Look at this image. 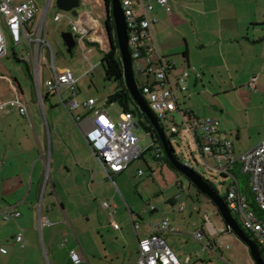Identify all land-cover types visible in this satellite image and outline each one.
Segmentation results:
<instances>
[{"label": "crops", "instance_id": "crops-1", "mask_svg": "<svg viewBox=\"0 0 264 264\" xmlns=\"http://www.w3.org/2000/svg\"><path fill=\"white\" fill-rule=\"evenodd\" d=\"M93 2L91 6L98 12L100 0ZM169 3L171 13L156 4L154 14L159 20L153 30L159 55L148 56L146 61L154 66L171 63L169 81L173 86L182 72L189 71L187 91L177 93L182 98L181 108L203 117L208 110L206 96L218 98L231 93L245 110L248 122L253 125L260 122L264 118V0H169ZM112 36L116 38L115 33ZM27 67L29 73L34 69ZM1 77L11 83L8 77ZM13 91L15 95L16 89ZM18 91L29 103L31 121L17 110L0 108V212L13 205L21 211V216L12 220H4L0 214V264H93L97 257L92 248L94 241H101L106 254L109 239L102 231L107 234L112 229L117 235L115 230L119 229L114 217L109 225L101 220L88 225L92 198L104 191L105 179L109 178L103 169L100 172L93 169L95 163H100L85 138L94 114L83 117L81 112L75 113L80 104L76 107L64 104L48 112L49 123L45 126L39 110L31 109L20 84ZM12 97L0 98V104ZM32 98L37 102L35 91ZM210 106L217 109L212 100ZM175 112L180 114L178 110ZM15 115L25 119L13 120ZM225 129L219 120V135L232 141L234 153L253 148L236 149L235 141ZM235 138L237 142L242 140L241 131ZM49 157L52 180L47 182L45 167ZM133 162L112 178L122 177ZM176 185L184 188L180 179ZM178 197L179 194L174 204ZM185 207L184 204L180 211ZM164 218L147 224L141 234L137 230L141 226H135L138 245L139 239ZM170 231L178 228L170 225L161 234L166 239ZM20 232L21 242L16 240ZM92 232L100 236L94 237ZM72 251L82 255L81 262L74 261Z\"/></svg>", "mask_w": 264, "mask_h": 264}, {"label": "built area", "instance_id": "built-area-1", "mask_svg": "<svg viewBox=\"0 0 264 264\" xmlns=\"http://www.w3.org/2000/svg\"><path fill=\"white\" fill-rule=\"evenodd\" d=\"M81 1L78 15L74 16L75 19L68 18L67 12L61 10L56 13L54 19L62 24L63 31L73 33L75 45L70 54L80 56L84 62L90 65L82 75L86 76L92 74L97 66L92 63L94 55H100V62L103 63L105 55L111 52V47L106 29L105 1L100 0V5L96 7L101 8L98 12H94V5L91 6L94 3L93 0ZM121 2L127 19L130 50L135 71L144 73L148 77V80L141 84V89L151 109L159 117L162 125L163 119L169 118L174 122L170 127L173 134L179 131L175 124V116L172 114L177 110L180 112L183 119L182 124L187 125L193 135L204 164L223 177L231 178L225 196H223L225 202L235 217L241 218L243 229L264 253V138L253 148L235 154L232 141L220 137L219 120L216 117H198L189 109H182L177 93L178 91H187L189 71L182 72L177 77L176 86H173L169 81L171 63H161L155 67L152 63L145 66L139 61L141 58L153 54L159 55L153 30L154 24L159 20L154 14L156 4L164 7L168 13H171L172 5L169 0H121ZM51 4L52 0L46 4L42 16L38 20L35 1L0 0V59L7 55L9 41L14 47L23 46L22 52L16 55L20 61L33 64L39 102L43 103V96L46 94L49 96L58 95L65 105L70 104L72 107H76L79 103L74 100V96L78 94L77 86L80 77H77L70 67L63 69L57 67L54 50L47 37L46 19ZM47 52L51 54L48 66L53 72V78L46 81L47 89L43 94L40 77L42 61ZM251 85L254 87V82H251ZM64 88H67L68 92L70 91L68 100L63 96ZM15 89L14 97L1 103L0 108L5 111L17 110L19 114L31 121L29 103L20 95L18 88L15 87ZM84 106L92 110L94 114L90 126L85 130V138L107 177L112 178L113 175L124 171L131 162L139 159L144 152L134 130L137 120L130 111L122 110L116 116L108 110L105 104L96 107L94 98H89ZM147 136L150 138L149 133ZM150 143V146L154 145L151 138ZM164 156L162 149L157 147L156 157L161 159ZM207 158H212L215 164L211 165L206 160ZM185 165L194 169L189 161ZM237 165L240 166L241 172L249 177L250 190L254 196L253 202L242 191L239 177L235 173ZM140 172L142 173V171ZM102 205L105 208L110 207L107 202H103ZM181 208H184V204ZM0 214L4 220H12L21 216V211L16 205H13L2 210ZM110 216L113 217V213ZM206 219L208 226L212 225L207 214ZM169 228V219L164 218L160 223L153 225L152 231L148 235L139 239L136 264H185L161 234ZM209 228L213 234H219L213 225L212 228L211 226ZM195 236L201 239L202 231L196 232ZM22 239L23 235L20 232L16 236V240L21 242ZM71 254L76 263L82 261L81 254L76 251H72Z\"/></svg>", "mask_w": 264, "mask_h": 264}, {"label": "rangeland", "instance_id": "rangeland-1", "mask_svg": "<svg viewBox=\"0 0 264 264\" xmlns=\"http://www.w3.org/2000/svg\"><path fill=\"white\" fill-rule=\"evenodd\" d=\"M21 1L30 0H16V2ZM33 1L37 5V19L39 20L48 0ZM58 11L60 9L56 6V0H52L46 19L47 37L53 47L57 67H70L76 76L80 77L77 86L78 94L74 96V100L80 104V107L75 110V113L81 112L83 117L91 116L93 112L86 109L84 104L89 98H94L96 107L105 104L112 113L118 116L122 111L121 107L117 103H107L108 97L118 89V82L106 79L105 69L98 54L92 58V63L97 65L92 74L82 76L90 65L84 62L80 56L68 52L62 38V24L54 19ZM67 15L68 18L75 19L71 12H67ZM65 19L67 20V18ZM20 52H22L21 46L14 47L10 41L8 42L7 56L0 61V98L6 99L14 96V86L18 88V84H20L30 102L31 109L37 108L39 110L41 120L47 126L49 123L48 112L58 107H64V103L58 95H51L42 104L39 102L34 69H31V73L27 70V66L32 67L33 64L18 61L15 54L18 55ZM146 59V57L141 58L139 61L146 66L148 64ZM50 60L51 54L47 52L42 61L40 77L43 94L47 89L46 81L53 78V72L48 66ZM136 75L140 85L143 84L146 80V74L137 72ZM1 76L8 77L12 84ZM33 91H35L37 102L32 98ZM63 96L65 99L69 98L70 91L68 92L67 88H64ZM205 100L208 110L202 116H213L220 120L221 128H226L225 131L228 136L235 141L236 149L254 147L261 136H264V118L262 117L260 122L256 121L254 125L250 121L248 122L245 110L239 106L237 99L231 93L218 96V98L206 96ZM211 100L217 109L210 106ZM134 105L137 106L136 103L131 106L134 107ZM172 115L175 116L178 133H172L170 127L174 122L169 118L163 119L162 122L175 150V155L183 164L189 161L218 194L225 196L231 178L223 177L204 164L193 135L188 126L182 124L181 114L174 112ZM222 115H226V117L223 119ZM23 119L25 118L15 115L13 120ZM135 119L138 120L137 117ZM34 120L36 121L35 117ZM134 130L140 139V146L144 149V157L136 159L122 177L106 178L104 191L100 192L96 199L92 198L91 207L88 210L89 215L87 217L91 218L88 222L90 227L95 225L98 220L107 222L109 225L111 213L119 225V229L115 230L117 235L112 233V229L108 230L107 234L106 231H104L105 233L102 231V234L105 237L108 236L109 239L106 245L108 247L106 254L101 241H94L92 248L97 257L93 264H135L138 260V239L135 226H141L137 229L141 234L146 231L147 224L157 223L162 217L170 220L171 228H178V231L167 232L166 240L185 264H256L248 245L228 228L216 205L206 195L199 193L198 189L190 183L184 174L173 170L164 157L156 158L157 147L162 149L166 157L162 144L157 143L155 147L148 148L151 143L144 127L139 126ZM238 131H241L243 135L239 142L235 138ZM48 159L47 167H45L47 182L52 180V160L51 157ZM206 160L211 165L215 164L212 158ZM93 169L98 172L102 171L101 165L96 163ZM140 169L145 173H141ZM235 173L239 177L242 191L253 202L254 196L250 190L249 177L241 172L239 165L236 166ZM179 179L184 188L176 185ZM177 194L180 197L174 204L173 201ZM103 202L109 203L110 207L105 208L102 205ZM182 204L186 206L184 211H180ZM194 206L197 207V210H194ZM206 214L219 234L211 232ZM237 221L242 226L240 217H237ZM198 231L203 233L201 239L195 236ZM91 235L100 236L94 232Z\"/></svg>", "mask_w": 264, "mask_h": 264}, {"label": "water", "instance_id": "water-1", "mask_svg": "<svg viewBox=\"0 0 264 264\" xmlns=\"http://www.w3.org/2000/svg\"><path fill=\"white\" fill-rule=\"evenodd\" d=\"M49 1L50 0H48V2ZM104 1L106 5L107 18L111 16L114 21L118 51L123 64L124 79L127 89L138 108L145 114V117L149 123L155 128L163 146V150L169 161L179 172L184 174L202 194L206 195L216 205L228 228L235 232L248 245L255 263L264 264V258L262 257L259 246L243 229V227H241L233 212L228 208L225 198L218 194L199 172L183 164L175 155V150L171 144L167 131L163 127L159 117L151 109L146 97L142 93L141 85L138 82L134 68V61L130 50L127 19L124 13L122 2L121 0H110L109 6L107 1ZM81 2V0H56V6L61 11L71 12L73 16H77L78 8L81 6ZM106 29L112 51L114 50L112 39L113 36L109 29L108 23L106 24ZM62 38L65 45L67 46L68 52L71 53V49L75 45L73 33L70 31H63ZM138 127L139 124L135 122V128Z\"/></svg>", "mask_w": 264, "mask_h": 264}, {"label": "trees", "instance_id": "trees-1", "mask_svg": "<svg viewBox=\"0 0 264 264\" xmlns=\"http://www.w3.org/2000/svg\"><path fill=\"white\" fill-rule=\"evenodd\" d=\"M108 5L110 6V0H106ZM107 23L109 26V29L112 33V35L115 33V25L112 17L110 16L107 18ZM113 49L109 54H106L104 57V62L102 63L105 69V74H106V79L107 80H115L118 82L119 86L118 89L108 97L107 103L108 104H113L117 103L123 111H130L132 112L135 117L138 118L137 123L139 126H143L144 129L146 130V133H149V136L151 140L153 141L154 145L149 146L148 148L155 147L157 143H161L160 138L153 127L145 117V114L138 108V106L134 105L132 107L131 105L135 104L133 98L131 97L127 86L125 84V79H124V71H123V64L121 61V56L118 51V44L116 38H113ZM16 58L18 61H20L15 54ZM49 95H44L43 96V101L45 99H49ZM157 158V157H156ZM168 164L175 169V167L172 165V163L169 161L168 157L164 156ZM159 159V158H158ZM190 181V180H189ZM190 183L193 185V183L190 181ZM199 193H201L198 190ZM241 225V224H240ZM242 227V226H241ZM262 257L264 258V253L260 249Z\"/></svg>", "mask_w": 264, "mask_h": 264}]
</instances>
